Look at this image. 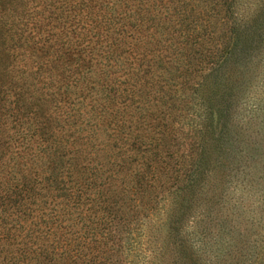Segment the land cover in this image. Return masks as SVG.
<instances>
[{
    "label": "trees",
    "instance_id": "16d2710c",
    "mask_svg": "<svg viewBox=\"0 0 264 264\" xmlns=\"http://www.w3.org/2000/svg\"><path fill=\"white\" fill-rule=\"evenodd\" d=\"M0 264H264V0H0Z\"/></svg>",
    "mask_w": 264,
    "mask_h": 264
}]
</instances>
